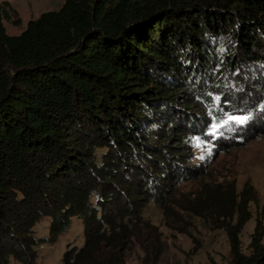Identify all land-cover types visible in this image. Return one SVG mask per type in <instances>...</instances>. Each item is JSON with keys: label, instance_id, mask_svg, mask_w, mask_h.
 Here are the masks:
<instances>
[{"label": "trees", "instance_id": "obj_1", "mask_svg": "<svg viewBox=\"0 0 264 264\" xmlns=\"http://www.w3.org/2000/svg\"><path fill=\"white\" fill-rule=\"evenodd\" d=\"M4 19L0 4V264H39L73 216L84 242L61 264H126L135 242L157 264L151 201L170 228H186L172 206L227 228L228 264H264L261 223L247 254L246 203L193 162L196 137L221 154L264 136V0H65L19 34Z\"/></svg>", "mask_w": 264, "mask_h": 264}, {"label": "rangeland", "instance_id": "obj_2", "mask_svg": "<svg viewBox=\"0 0 264 264\" xmlns=\"http://www.w3.org/2000/svg\"><path fill=\"white\" fill-rule=\"evenodd\" d=\"M65 0H0V4L8 9L9 19H4L7 32L19 34L27 26L29 20L38 18L43 12L59 9ZM11 8L17 11L13 13ZM20 21L15 23L14 20ZM238 107L233 108L237 112ZM225 122L226 119L223 118ZM194 163H202L209 178L222 182L224 188L234 189L247 208L243 218H247L240 239L245 253L251 252L252 234L260 222L264 228V136L253 140L243 148H234L229 153L218 154L209 141L200 137L193 140ZM199 182L190 180L180 186V196L189 195L196 190ZM172 205V204H171ZM239 209V207H238ZM170 219L181 228H170L166 224L164 211L154 202H149L144 210V217L157 225L161 233L163 251L157 264H228L231 260V244L227 228H219L201 217L191 215L181 208L171 207ZM236 216H238L236 214ZM235 216V217H236ZM48 217L35 227L36 237L48 236ZM236 223V218L230 220ZM228 220V222H230ZM83 221L73 216L66 231L56 242L41 241L37 246L39 264H61L63 254L73 247H80L84 242ZM264 231V230H263ZM264 242V236H263ZM146 251L135 242L126 253V264H145ZM10 264H20L12 260Z\"/></svg>", "mask_w": 264, "mask_h": 264}]
</instances>
